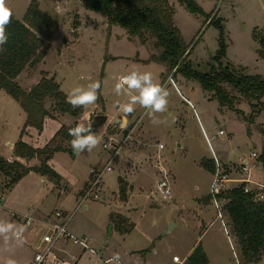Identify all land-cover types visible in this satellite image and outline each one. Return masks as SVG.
<instances>
[{"label": "rangeland", "instance_id": "374dc122", "mask_svg": "<svg viewBox=\"0 0 264 264\" xmlns=\"http://www.w3.org/2000/svg\"><path fill=\"white\" fill-rule=\"evenodd\" d=\"M38 1L40 7L59 22V28L50 39L44 61L27 67L18 77L25 90L33 87L43 74L49 73L56 75L55 79L67 94L77 86L86 88L99 81L98 99L94 104L83 106L84 112L97 110L112 119L122 114L119 106L129 101L127 89L120 95L115 93L120 77L132 71L150 72L154 82L169 92L168 109L156 114L165 122L153 124L145 109L136 106L140 117L137 124L142 131L133 133L125 142L112 163L113 169L104 174L106 198L88 199L75 208L87 185L81 188L90 167L103 165L110 156L112 150L104 148L103 143H109V137L113 135L115 141L126 136L125 130L119 135L114 133L126 126V120L119 126L121 117L115 126L104 128L106 120L95 132L100 143L91 152H83L77 158L64 151L56 154L51 165L61 174L60 184L46 175L45 180H41V174L34 172L2 190L9 177L0 172V198L4 196L0 200V220L21 226L17 217L12 219L13 211L33 215L51 213L56 209L68 213L74 211L69 229L78 237L91 238L94 249V252L90 249L82 252L80 246L70 244L67 249L77 255L75 264H107L106 259L115 254H119L120 264H176L173 256L177 254L185 261L184 256L196 240L201 241L207 251L208 264H244L225 211L223 217H218L214 201L204 200L210 194L213 175L201 162L215 157L219 159L218 154L223 158L219 159L222 163H236L240 155H250L253 151H259L264 158V97L249 99L227 87L238 98L233 107L222 105L213 91L202 88L198 79L186 77L181 72L173 75L174 70L166 63L146 65L132 58L136 54L146 57L147 50L153 47L156 51L152 52L160 53L161 48L155 45L154 37L147 36L143 40L140 36L130 35L120 25L110 26L106 16L86 8L81 0ZM197 1L211 18H215V22L208 24L206 14L190 12L178 0H169L175 8L174 22L189 49L192 48L187 57L191 68L205 73L213 65H218L214 56L222 35L226 43V53L221 59L224 65L232 64L245 74L264 75V58L258 54L260 40L254 36L255 30L258 37L264 35V0H221L219 5V0ZM30 2L7 0V5L15 16L22 19ZM177 87L183 97L178 94ZM185 98L190 99L192 106ZM46 103L53 110V100ZM24 111L16 99L4 89L0 90V155L5 159L11 154L9 142L19 140V126L21 130L25 128ZM72 119L74 116L70 113L61 117L63 123ZM50 124L55 125V122ZM53 130L54 126H48L46 134ZM60 141L70 145L61 139H56L54 144ZM160 143L164 147L160 148ZM132 146L139 152L136 159L129 161L130 157L126 156ZM86 153L94 154V158L88 159ZM251 162H255L252 178L264 182L262 160ZM159 164L168 172L173 200H163L157 191V181L164 174L159 170ZM132 171L138 174L135 178L129 177V182L124 177ZM233 176L246 175L234 172ZM119 177L127 183V200L120 197ZM238 184L240 182H229V186ZM246 184L257 189L255 183ZM112 212L127 215L132 229L122 233L114 227L110 218ZM32 229L25 228L24 242L20 245L14 239L5 243L0 237V264H6L8 259H14L17 264H33L35 249L30 243H35L41 230L36 226ZM145 249L149 250L144 252ZM132 250H139V261L129 256ZM254 264H264V258Z\"/></svg>", "mask_w": 264, "mask_h": 264}, {"label": "trees", "instance_id": "16d2710c", "mask_svg": "<svg viewBox=\"0 0 264 264\" xmlns=\"http://www.w3.org/2000/svg\"><path fill=\"white\" fill-rule=\"evenodd\" d=\"M88 9L99 11L108 18L109 25H120L133 36H140L143 40L147 36L156 39L155 45L161 48L158 54H152L150 59L166 63L174 70L173 75L181 72L186 77L199 80L205 91H213L222 105L233 107L237 94L231 93L227 87L249 99L264 97V75L245 74L232 64L224 65L221 59L226 53V43L221 35L219 49L214 58L218 65H213L209 72H199L191 68L187 61L189 49L182 36L181 30L174 22L175 8L169 0H81ZM193 13L206 14L208 24L215 22L211 14H207L197 0H178ZM218 26H222L216 21ZM59 28V22L40 7L38 0H31L23 18L14 14L11 23L7 26L9 36L4 51L0 52V89H4L16 99L27 114L25 128L33 126L39 131L44 128L45 118L54 116V112L70 113L76 118L83 115V107L73 108L67 102V93L54 76L43 74L42 78L30 90H25L17 77L27 68L41 63L49 48L50 39ZM223 30H221L222 32ZM255 38L260 40L258 54L264 58V35ZM186 54V55H185ZM53 100L52 109L46 106L47 100ZM52 111H54L52 113ZM107 115L103 112L93 114L90 122L95 133L106 123ZM78 124L74 121L70 125H62L55 135L43 147H34L22 138L14 144L13 152L16 156L26 159L39 158V165H26L18 159L9 161L0 155V172L9 177L5 187L9 188L29 174L31 171L46 175L59 183L61 174L54 169L49 161L58 151H66L73 158L77 156L71 147L72 137L69 129ZM24 130V129H23ZM62 138L70 145L54 144L55 140ZM202 165L212 173L215 170V160L204 159ZM120 181V197L128 199L127 183L122 177ZM225 198L224 211L229 220L231 231L235 235L239 249V256L244 264H254L264 258V200L255 199L254 194L246 192L244 185L235 186L222 194ZM211 195L204 197L206 202ZM113 226L120 232L127 233L132 229L128 217L119 212L110 214ZM149 249L143 250L144 252ZM209 257L199 241L194 250L186 257L183 264H208ZM241 263V262H240Z\"/></svg>", "mask_w": 264, "mask_h": 264}, {"label": "built area", "instance_id": "2783aa9c", "mask_svg": "<svg viewBox=\"0 0 264 264\" xmlns=\"http://www.w3.org/2000/svg\"><path fill=\"white\" fill-rule=\"evenodd\" d=\"M220 2L221 0H219L218 5ZM170 80L174 83L172 76H170ZM188 102L192 105L190 100H188ZM220 133H223V130H221ZM109 138L111 141L109 143L104 142L103 147L107 150H112L110 156L103 165L90 168L87 185L75 208L88 199L106 198L103 193L104 174L113 169L112 163L120 153L125 142L131 138V133L126 135L123 140L115 141L116 139L114 135ZM161 146L164 147L162 143L159 144L160 148H162ZM259 158L262 160V166L264 169V158H261L259 151H253L250 155H240L238 161L234 164L222 163L217 157L214 158L215 170L212 173L213 179L210 186V195L217 206L218 217H223L224 205L226 203L222 194L226 193V191L232 187L243 184L244 190L253 193L255 199L264 200V182L255 181L251 174V170L255 166V162L252 163L251 160L256 161ZM158 168L160 171H163L164 174L157 181V191L163 200H173L174 193L170 178L168 177V172L161 164L158 165ZM234 172L245 174L246 176H233ZM229 182H240V184L229 186ZM249 182H252L253 184L255 183L257 189L251 188L246 184ZM73 213L74 211L68 213L64 210L56 209L42 217L29 213L17 215V218L19 219L21 226H24V229L29 228L33 230L32 228L36 226L40 227L41 230L35 243H31L35 249L33 264H75L77 255L75 256L74 253L67 249L70 244L80 246L83 250L82 252H85L88 249L94 252V249L90 245V238L87 236L78 237L69 229ZM109 259L106 260L108 261ZM173 259L177 263L184 262V260L181 259V256L177 254L173 256Z\"/></svg>", "mask_w": 264, "mask_h": 264}, {"label": "clouds", "instance_id": "9594fccd", "mask_svg": "<svg viewBox=\"0 0 264 264\" xmlns=\"http://www.w3.org/2000/svg\"><path fill=\"white\" fill-rule=\"evenodd\" d=\"M12 15L7 0H0V52L5 50L4 45L7 44L9 39L6 29L11 23ZM100 87L99 81L88 84L86 88L77 86L67 94V102L73 108L94 104L98 99ZM125 89L128 90L129 101L119 106L125 118L132 114L136 106L139 105L145 109L153 124L165 122L159 120L156 114L167 111L169 92L162 85L154 82L152 73L132 71L120 77L119 82L115 85V93L120 95ZM133 92L138 94L133 95ZM68 134L72 137V150L77 155L85 151L91 152L100 143L98 136L92 131L90 125L77 124L69 129ZM24 230V226H17L8 221L0 220V237L4 238L5 243L14 239L18 245L23 244ZM6 264H17V262L14 259H8ZM107 264H120L119 254L111 257Z\"/></svg>", "mask_w": 264, "mask_h": 264}, {"label": "crops", "instance_id": "0c3cea01", "mask_svg": "<svg viewBox=\"0 0 264 264\" xmlns=\"http://www.w3.org/2000/svg\"><path fill=\"white\" fill-rule=\"evenodd\" d=\"M202 6V5H201ZM203 7V9L205 10V8H204V6H202ZM128 37H129V35H128ZM152 51H156V50H154V47L153 48H151V49H148L147 50V55H146V57H144V58H141L140 56H138V54H136L135 56H133L132 58H134V59H138V60H141L143 63H145L146 65H149L150 63H155V62H159V61H155V60H151L150 59V57H151V55L152 54H156V52H152ZM45 59V58H44ZM44 61V60H43ZM161 63H163V62H161ZM47 71V70H46ZM44 73H46V72H44ZM48 75V77H52V76H54V77H56V75L55 74H51V73H49V74H47ZM20 76V75H19ZM18 76V77H19ZM43 76V75H42ZM161 76H163L164 77V72L162 71L161 72ZM18 77H17V80H18ZM42 78V77H41ZM19 82V81H18ZM38 82V81H37ZM36 82V83H37ZM35 83V84H36ZM34 84V85H35ZM32 88V87H31ZM31 88H29L28 90H30ZM1 90V89H0ZM177 92H178V94L179 95H181V97H183V94L181 93V90H180V88H178L177 87ZM187 99V103L189 104V102H188V100H190L189 98H185L184 100H186ZM190 105V104H189ZM46 106H47V104H46ZM192 106V105H191ZM48 107V106H47ZM49 108V107H48ZM50 109V108H49ZM25 112V111H24ZM54 111H52V113H53ZM96 113H98V111L97 110H94L93 112L91 111V113H89V112H84V114L81 116V117H79V118H76V117H74V119H72V120H69V122H67V123H63L62 122V120H61V117H63L66 113H58V112H54V116H47L46 118H45V123H44V128H43V130L42 131H39L37 128H35V127H33V126H27L26 128H24V130L22 129L21 130V126H19V129H20V136H19V139L20 138H22L25 142H27V143H29L30 145H32V146H34V147H43L46 143H48V141L54 136V134H55V132L62 126V125H70L71 123H73L74 121H77L78 122V124H87L88 122H89V119H90V117L92 116L91 114H96ZM107 117H108V115H107ZM121 117V119H122V123H120V127L122 126V124L124 123V121L126 120L127 121V123H126V126H125V128L124 129H121V130H119V131H117V132H114L115 134H117V135H119V134H121L122 132H123V130H125L126 131V134L125 135H128L129 133H131V137H132V135H133V133H135V132H137V133H139L140 134V131H142L140 128H138V120L140 119V117L138 116V114H137V112H136V109H135V111L132 113V114H130V115H128L126 118L124 117V114L122 113V114H120L119 116H115V117H113L112 119L111 118H107V123H106V125L104 126V128L105 127H109V126H111V125H113V126H115L116 125V123L118 122V120H119V118ZM26 118H27V114H26V112H25V119L24 120H26ZM83 120H86V122H84ZM51 121H54L55 122V125L54 124H50V122ZM54 126V130H53V132L51 133V134H46L47 133V131H48V126ZM57 125V126H56ZM59 139H61V140H63L62 138H58V140ZM65 141V140H64ZM60 143H62L63 145H65L64 144V142L63 141H60ZM11 144V145H10ZM14 144H15V141L14 142H9V145H10V149H11V154L8 156V157H6V159L7 160H9V161H13L14 159H18L19 161H21V162H23L24 164H26V165H39V163H40V161H39V158H37V157H35V158H32L31 160H30V164L28 163L29 161V159H26V158H23V157H20V156H16L15 154H14V152H13V149H14ZM60 152H62V151H58V152H55V154L53 155V157L50 159V161H49V163H50V165H51V163H52V160L55 158V156H56V154L57 153H60ZM64 152H66V151H64ZM86 152V151H85ZM138 152H139V150H138V148L137 147H131V149L129 150V154H128V156H126L127 158L128 157H130L129 158V161H132V160H134V159H136L137 157H138ZM82 154V153H81ZM81 154H79V155H77L75 158H77V157H79ZM87 154V158L88 159H93L94 158V154H92V153H86ZM91 155V156H90ZM217 156L219 157V159L221 160H223V158H221V156L220 155H218L217 154ZM223 156V155H222ZM225 163H227V164H234V163H232V162H225ZM52 166V165H51ZM91 167H93V166H91ZM90 167V168H91ZM132 169H133V166L131 167ZM89 171H90V169H89ZM35 171H31L27 176H25V177H23L21 180H23V179H26V178H28L29 176H31L33 173H34ZM127 174V177H124L125 178V180H127V181H129V177L131 178L132 176H134V178L137 176V171H132V172H127L126 173ZM64 176V175H63ZM65 177V176H64ZM41 180H45V178H46V176L45 175H41ZM66 178V177H65ZM257 179H260L261 181H263L262 180V178H258V177H256ZM88 179H89V173L87 174V177H86V179L83 181V184L81 185V188L84 186V185H86L87 184V182H88ZM130 182V181H129ZM60 184V183H59ZM132 184H134V183H132ZM83 193V192H82ZM2 198H4V196L2 197ZM1 198V199H2ZM30 204L31 205H33L34 206V204L32 203V202H30ZM33 206H32V208H33ZM30 210H32L31 208H29V211ZM64 211H66V210H64ZM48 213L49 212H47V213H41V214H38V213H35L36 214V216H45L46 214L48 215ZM29 214H31V213H29ZM12 215H13V217H12V219H14L15 217H17V215H19V213H16V212H12ZM127 216V215H126ZM128 217V216H127ZM198 241L199 240H196V242H195V244L190 248V250L186 253V255L184 256L185 258L194 250V248L197 246V244H198ZM90 242H91V238H90ZM29 243V242H28ZM31 244V243H30ZM91 245V244H90ZM71 249V248H70ZM133 251V250H132ZM139 251V250H138ZM136 252V250L135 251H133V252H130L129 253V256L130 257H133V258H135L137 261H139L140 259H139V255H140V253L139 252ZM71 252H72V249H71ZM207 252V251H206ZM74 253V252H73ZM78 254H80V253H78ZM208 254V253H207ZM209 257V256H208ZM110 258V257H109ZM144 258L146 259V254L144 255ZM175 262V261H174ZM209 262H210V258H209ZM208 262V263H209ZM176 264H177V262H175ZM134 264H136V263H134Z\"/></svg>", "mask_w": 264, "mask_h": 264}, {"label": "water", "instance_id": "95a60500", "mask_svg": "<svg viewBox=\"0 0 264 264\" xmlns=\"http://www.w3.org/2000/svg\"><path fill=\"white\" fill-rule=\"evenodd\" d=\"M112 231V226H110V232Z\"/></svg>", "mask_w": 264, "mask_h": 264}]
</instances>
